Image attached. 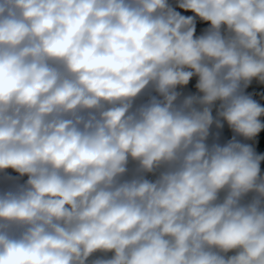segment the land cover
I'll list each match as a JSON object with an SVG mask.
<instances>
[{
    "label": "clouds",
    "instance_id": "9594fccd",
    "mask_svg": "<svg viewBox=\"0 0 264 264\" xmlns=\"http://www.w3.org/2000/svg\"><path fill=\"white\" fill-rule=\"evenodd\" d=\"M0 264H264V0H0Z\"/></svg>",
    "mask_w": 264,
    "mask_h": 264
}]
</instances>
